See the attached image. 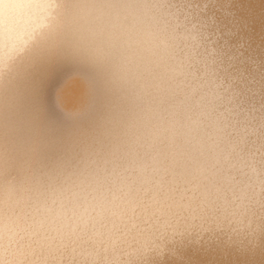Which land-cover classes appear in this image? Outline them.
Wrapping results in <instances>:
<instances>
[{
    "label": "bare ground",
    "instance_id": "6f19581e",
    "mask_svg": "<svg viewBox=\"0 0 264 264\" xmlns=\"http://www.w3.org/2000/svg\"><path fill=\"white\" fill-rule=\"evenodd\" d=\"M39 2L0 0V243L26 264H264V109L224 80L227 65L176 0L155 2L209 91L238 102L242 156L217 190L123 233L67 235L31 221L42 190L75 178L124 107L102 38L77 15L85 0H59L52 23ZM241 4L254 14L243 21L264 29V0Z\"/></svg>",
    "mask_w": 264,
    "mask_h": 264
},
{
    "label": "clouds",
    "instance_id": "9594fccd",
    "mask_svg": "<svg viewBox=\"0 0 264 264\" xmlns=\"http://www.w3.org/2000/svg\"><path fill=\"white\" fill-rule=\"evenodd\" d=\"M47 14L62 15L59 0ZM77 15L102 38L124 107L75 178L42 190L31 221L67 235L123 233L217 190L244 152L238 102L209 91L155 0H85ZM0 264L26 262L0 243Z\"/></svg>",
    "mask_w": 264,
    "mask_h": 264
},
{
    "label": "rangeland",
    "instance_id": "374dc122",
    "mask_svg": "<svg viewBox=\"0 0 264 264\" xmlns=\"http://www.w3.org/2000/svg\"><path fill=\"white\" fill-rule=\"evenodd\" d=\"M179 9L192 13L200 21L201 32L216 48L218 62L226 64L223 78L252 105L264 109V29L258 30L253 11L244 8L243 0H176ZM217 238H201L202 250ZM163 261V260H162Z\"/></svg>",
    "mask_w": 264,
    "mask_h": 264
},
{
    "label": "snow or ice",
    "instance_id": "6c2138e0",
    "mask_svg": "<svg viewBox=\"0 0 264 264\" xmlns=\"http://www.w3.org/2000/svg\"><path fill=\"white\" fill-rule=\"evenodd\" d=\"M51 2V0H40V2L36 5L37 7L44 10L46 13L48 12V5ZM9 7V6H6Z\"/></svg>",
    "mask_w": 264,
    "mask_h": 264
}]
</instances>
